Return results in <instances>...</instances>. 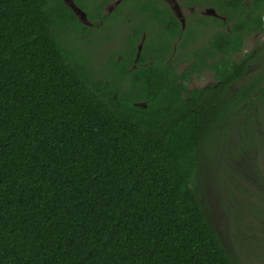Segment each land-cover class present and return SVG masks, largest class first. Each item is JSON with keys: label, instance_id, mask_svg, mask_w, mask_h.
I'll return each mask as SVG.
<instances>
[{"label": "trees", "instance_id": "trees-1", "mask_svg": "<svg viewBox=\"0 0 264 264\" xmlns=\"http://www.w3.org/2000/svg\"><path fill=\"white\" fill-rule=\"evenodd\" d=\"M56 1L0 0V264H249L205 198L221 182L213 163L241 188L228 137L240 100L224 92L243 63L194 88L112 53L102 74L85 27ZM222 142L228 162L212 155ZM230 190L223 201L242 208Z\"/></svg>", "mask_w": 264, "mask_h": 264}, {"label": "flooded vegetation", "instance_id": "flooded-vegetation-1", "mask_svg": "<svg viewBox=\"0 0 264 264\" xmlns=\"http://www.w3.org/2000/svg\"><path fill=\"white\" fill-rule=\"evenodd\" d=\"M58 1L85 27L81 36L90 37L88 47L110 50L128 71L163 66L170 75L160 80H187V87L194 88L219 86V80L230 77L220 67L232 59L243 63V73L224 93L240 100L233 114L241 128L232 129L240 154L233 161L248 164L249 169L242 170L244 180L238 174L242 180L238 193L255 196L254 205L251 198L241 204V252L255 247L258 258L250 257L248 263L264 264V0ZM111 37L117 41L113 47L108 44ZM180 49L185 56L178 54ZM205 74L208 77L202 79ZM146 77L153 80V74ZM198 80L210 81L198 85ZM252 214L255 220L248 223L245 219Z\"/></svg>", "mask_w": 264, "mask_h": 264}, {"label": "rangeland", "instance_id": "rangeland-1", "mask_svg": "<svg viewBox=\"0 0 264 264\" xmlns=\"http://www.w3.org/2000/svg\"><path fill=\"white\" fill-rule=\"evenodd\" d=\"M120 32L117 31L116 35L120 36ZM72 37V36H70ZM116 40H118V38L116 37ZM114 43H117V41L113 40V38L111 37V39L108 41V44L110 47H113ZM119 43V40H118ZM109 46L106 45H102V47H106L109 48ZM111 53L110 50H106L103 48H100L99 45H95V50L93 52V64L94 67L99 70L101 67L103 68L102 70V74H107L106 70L104 69L105 67H107V65L105 64L104 60L106 59L107 56H109ZM178 54H180V56H185L186 51L184 49H180V51L178 52ZM108 75V74H107ZM205 77H208L207 74H205L202 79H204ZM210 80H198V82H195L198 85H202L206 82H208ZM234 133L232 132L231 137L232 141L234 142L233 144H237V140L234 138ZM233 135V136H232ZM213 145H216L217 147L212 151V155L216 156L220 161L222 162H228L229 160L232 159V156L229 153V148H228V144H225L224 142L218 144V143H213L211 144V148L213 147ZM263 160V159H261ZM218 162V161H217ZM261 162V161H260ZM234 165V168L237 169V171H239L241 173V179L243 178L244 180V176L242 173V170H246L249 169L248 164H242V162L237 161L231 162ZM236 165V166H235ZM233 168V167H232ZM206 173H208V171L210 172V174L215 175L214 177H220L221 178V182L220 183H215L216 181H214L213 184H211L210 186H208L207 188V195L205 196L207 202H208V206H209V214H210V218H211V222L214 224V226L217 228L218 232L222 235L223 238H225V242L229 248L230 251H232V245L228 244V239L227 237H230V233H235L239 236L243 235V224L241 223L239 217V213L243 215V208L239 209L237 208L236 210H234L232 208V204L231 201L228 200V203L224 202L222 199V195L223 193L228 189L231 188L233 190H230V196H240V200H244V198L246 199H252L253 202H251L252 205L255 204V196L254 194H250V196H247L244 194L243 197H241V195H239V187H237V189L233 188L232 184H231V180H230V175L222 168V163H213L212 166L210 168L206 169ZM233 171V170H232ZM232 175V173H231ZM249 179V177H247ZM214 179V178H213ZM224 181L227 182L228 187H224L222 185H224ZM208 184V183H207ZM251 188V187H250ZM235 200V197H234ZM235 202V201H234ZM246 221H248V223H252L253 221L251 220H255L254 215H249L247 217V219H245ZM250 250V249H249ZM241 251V250H240ZM255 247L252 248L251 252L249 251H245L243 255H245L246 258H250V259H257L258 256H255ZM250 253L252 255H250ZM256 257V258H255ZM240 258L243 259V256H240ZM241 259V260H242ZM249 260V259H248Z\"/></svg>", "mask_w": 264, "mask_h": 264}]
</instances>
